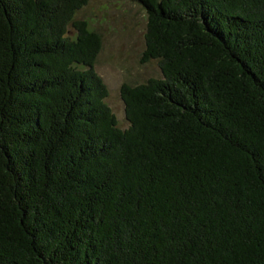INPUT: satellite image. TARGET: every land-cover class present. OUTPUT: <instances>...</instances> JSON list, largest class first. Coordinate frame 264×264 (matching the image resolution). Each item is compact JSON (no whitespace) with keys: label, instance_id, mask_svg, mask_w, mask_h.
I'll return each mask as SVG.
<instances>
[{"label":"trees","instance_id":"1","mask_svg":"<svg viewBox=\"0 0 264 264\" xmlns=\"http://www.w3.org/2000/svg\"><path fill=\"white\" fill-rule=\"evenodd\" d=\"M89 2L0 0V264H264V0H140L127 127Z\"/></svg>","mask_w":264,"mask_h":264},{"label":"rangeland","instance_id":"2","mask_svg":"<svg viewBox=\"0 0 264 264\" xmlns=\"http://www.w3.org/2000/svg\"><path fill=\"white\" fill-rule=\"evenodd\" d=\"M77 19L88 21L102 37L103 48L96 68L109 87L108 104L122 127H127L121 86L162 77L158 60L143 63L147 12L140 0H90Z\"/></svg>","mask_w":264,"mask_h":264}]
</instances>
